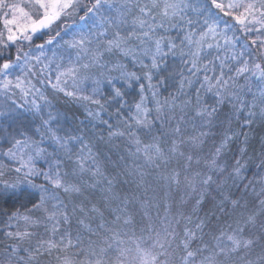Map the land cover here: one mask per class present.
<instances>
[{
  "label": "snow or ice",
  "instance_id": "1",
  "mask_svg": "<svg viewBox=\"0 0 264 264\" xmlns=\"http://www.w3.org/2000/svg\"><path fill=\"white\" fill-rule=\"evenodd\" d=\"M48 88L84 102L85 119L56 111ZM225 102L246 126L264 119V0H0V264H264V176L255 200L233 199L228 181L254 182L242 159L222 162L232 137L199 154ZM94 121L128 142L114 175L92 150ZM214 187L231 222L209 235L169 201L182 190L199 205Z\"/></svg>",
  "mask_w": 264,
  "mask_h": 264
},
{
  "label": "trees",
  "instance_id": "2",
  "mask_svg": "<svg viewBox=\"0 0 264 264\" xmlns=\"http://www.w3.org/2000/svg\"><path fill=\"white\" fill-rule=\"evenodd\" d=\"M221 19L227 23L229 27H232L235 22L226 16L221 15ZM73 22V21H70ZM221 27H224V24H221ZM174 34V33H173ZM232 33H229L231 35ZM236 35L243 39V36L239 31L236 32ZM26 49V48H25ZM28 50V49H27ZM168 64L175 67L179 65L180 62L177 59H172L171 57L167 58ZM124 63H128L127 60L123 61ZM129 70H136L138 74H140L138 68H133L129 65ZM180 71H184V66L180 65ZM219 68L217 67V72ZM212 75L211 72L208 73ZM184 75L188 76L187 71H184ZM203 73H198L197 77L202 78ZM197 77H192L194 82V87L198 88L199 85L195 83ZM145 83V95H150L149 90L147 89V82L141 81ZM243 83V81H240ZM155 83V81H153ZM179 87V76H177V82L174 87H169L167 91L161 89L164 95H175L176 90ZM69 91L72 89L69 88ZM139 89L134 87L128 90L129 96L126 99H136L138 100L139 97L137 95ZM185 91H191L187 87ZM202 96L206 100L211 103V97L207 96L203 92L201 93ZM48 99L52 101L57 111H59L62 115H66L69 120L72 121L73 124H79L80 121L85 119V103L80 102L77 100H73L70 97L65 96L63 93H57V98L52 99V97L48 96ZM151 107V103L149 104ZM109 111H112L109 109ZM125 116L128 113L124 114ZM247 117V112L237 113L233 110L231 104L225 102V104L220 107L217 111V115L213 121V125L211 128H204L201 129L202 131L208 132V136L205 137L204 143L200 146L199 154L201 156H206L212 153L216 147H219L221 141L224 139L225 136H231L232 139L229 140L226 144V147L222 149L221 159L222 162L228 165L234 163L235 159H242V162L246 166V171L243 173L247 179L243 182L247 184L248 181H253L252 187H249L247 190L243 187V184H237V186H233L231 181H228V187L225 189L226 194L231 195L233 199H238L240 197H244V201H252L255 200V196L259 193L261 185L259 181L261 176H264V169L260 167L261 160H264V119H254L250 126L245 125V120ZM119 118L110 119L108 115H102L101 120H108L109 123L113 125L112 130H116V126L118 123ZM96 127L92 125H88L91 129V132L95 134V137L92 139V150L98 156L101 163L107 165L108 173L115 174V171H119L118 169L114 170L112 168V164L122 156H125V153L128 148V142L125 139L121 138H112L109 140L108 132L109 129L104 126L99 121H94ZM91 134V133H90ZM191 134V129H189V133ZM103 139H100V138ZM87 139V137H86ZM244 149V155L241 157L240 150ZM107 158V159H106ZM129 163L131 160L129 159ZM73 165L69 164L66 165L65 170H70ZM257 173H261L260 176ZM125 183L122 186L124 189L128 187L127 185V177L122 178ZM217 183H220L218 180ZM253 188L255 191H253ZM239 189V190H238ZM163 196V193H160ZM172 201L175 202L177 206H179V210L182 211L185 215H190L193 221L204 220L208 222V228L205 229V232L209 235L212 234V230L217 228L218 226H223L225 223H230L231 221L228 219L225 213H222L218 207L220 195L218 191L215 189H210L208 193L205 194L204 199L202 202L197 205L196 200L192 198V194H188L187 196L185 193L181 191L173 190L171 192ZM181 199L184 200L183 206H180ZM231 206L227 205L225 212L230 210ZM176 210L175 208L173 209ZM23 211V210H22ZM71 231H77V225L75 219H73ZM30 231H36L39 233V237H44V229H30ZM46 238V237H44ZM208 237L206 236V239ZM10 243L0 237V252L3 251L4 245ZM35 243V240L33 241ZM41 264H55L51 258H44L41 261Z\"/></svg>",
  "mask_w": 264,
  "mask_h": 264
},
{
  "label": "rangeland",
  "instance_id": "3",
  "mask_svg": "<svg viewBox=\"0 0 264 264\" xmlns=\"http://www.w3.org/2000/svg\"><path fill=\"white\" fill-rule=\"evenodd\" d=\"M220 2H222V3H228L229 2V0H220ZM70 23H72V22H70ZM45 39H47V37H44ZM43 41L42 40H36V43H42ZM25 51H28L27 50V48L26 49H24ZM13 51H14V49H13ZM39 86V85H38ZM45 95L48 97V96H50V97H52V99H56L57 98V93L56 92H54L53 90H51L50 88H48V89H46V91H45ZM55 110L57 111V109L55 108ZM62 134V133H61ZM29 135H33V133L32 132H29Z\"/></svg>",
  "mask_w": 264,
  "mask_h": 264
}]
</instances>
